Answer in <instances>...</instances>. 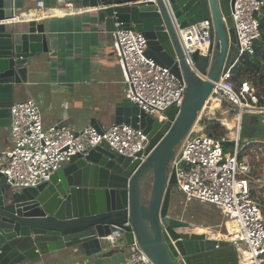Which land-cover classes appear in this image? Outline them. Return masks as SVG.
I'll use <instances>...</instances> for the list:
<instances>
[{
    "label": "water",
    "instance_id": "1",
    "mask_svg": "<svg viewBox=\"0 0 264 264\" xmlns=\"http://www.w3.org/2000/svg\"><path fill=\"white\" fill-rule=\"evenodd\" d=\"M235 0H80L96 9L97 20L110 33L133 29L148 42L146 56L187 84L184 104L163 113L164 121L148 116L127 98L117 104L116 125L142 129L149 144L137 159L98 146L66 162L49 182L14 191L0 173V264H30L42 256L81 249L87 257L106 250L111 241L135 242L154 264H239L236 248L196 234V227L169 216L177 180L170 175L178 147L192 131L215 85L238 59L232 18ZM131 4V5H129ZM124 5V6H120ZM0 0V125L11 124L15 88L26 83L27 65L46 52L40 21L25 32L7 28ZM202 20L213 24L214 44L186 59L178 29ZM9 26V25H8ZM201 75L207 76L203 79ZM242 134L249 128L244 116ZM95 121L92 126H98ZM208 134V133H206ZM212 135V134H210ZM218 138L222 134L212 135ZM152 178L149 200H145Z\"/></svg>",
    "mask_w": 264,
    "mask_h": 264
},
{
    "label": "built area",
    "instance_id": "2",
    "mask_svg": "<svg viewBox=\"0 0 264 264\" xmlns=\"http://www.w3.org/2000/svg\"><path fill=\"white\" fill-rule=\"evenodd\" d=\"M164 1L169 3L170 0ZM37 7L41 12L45 7L44 1L39 0ZM66 8L70 10L74 4L69 3ZM263 15L264 0H235L232 18L238 40V59L222 73L207 102L208 105L214 101L211 112L223 110L219 100L229 103V111L235 113L233 129L236 136L218 138L191 131L177 149L169 171L170 175L175 173V188L184 196L217 208L227 225L233 224L234 231H229L228 242L236 248L239 264H264L263 207L253 195L251 166L243 157L244 148L241 146L243 117L250 112L247 106L256 107L254 112L259 114H264L259 111L264 106H259L250 81L243 80L238 87L235 86L233 72L242 58L255 56L256 47L263 37ZM18 21L14 16L8 23ZM113 37L126 98L159 121L165 120L163 113L167 109L181 108L187 84L146 56L148 42L143 34L133 29H117ZM178 37L193 70L196 63L192 54L216 40L210 20L178 29ZM10 132L12 147L0 151V173L14 191L36 188L49 182L73 156L86 155L98 146H107L120 155L137 159L149 144L148 135L131 125H91L81 131L64 125L46 126L39 103L31 97L11 107ZM226 144L234 147L226 152ZM109 243L112 250L119 247V251L126 253L120 264H154L136 242L132 245L124 241L121 245L116 241Z\"/></svg>",
    "mask_w": 264,
    "mask_h": 264
},
{
    "label": "crops",
    "instance_id": "3",
    "mask_svg": "<svg viewBox=\"0 0 264 264\" xmlns=\"http://www.w3.org/2000/svg\"><path fill=\"white\" fill-rule=\"evenodd\" d=\"M38 1L4 0L9 19H19L15 24L7 23L8 30L15 27L25 32L30 21H40L48 45L46 52L27 65V81L15 88L14 104L34 98L46 126L64 125L81 131L93 121L102 126L114 125L117 104L126 98V93L113 33L98 22L96 9L82 8L80 0H43L41 12ZM69 3L74 8L67 10ZM11 147L10 126L0 125V151ZM110 246L108 243L106 250L89 259L81 249L72 248L42 256L30 264H82L85 260L90 264H112L114 258L107 253Z\"/></svg>",
    "mask_w": 264,
    "mask_h": 264
},
{
    "label": "rangeland",
    "instance_id": "4",
    "mask_svg": "<svg viewBox=\"0 0 264 264\" xmlns=\"http://www.w3.org/2000/svg\"><path fill=\"white\" fill-rule=\"evenodd\" d=\"M261 22L264 34V15L261 18ZM261 52L259 63L261 64L262 69H260V71L254 69L247 71L244 66L241 68L242 72L245 74V80L250 81L255 89L258 102L259 91L263 89L260 83L261 78L264 77V59L262 58L264 45L261 48ZM247 58L249 57L244 58L243 61ZM250 60L252 59L250 58L245 61ZM241 79L242 78H239V74L236 71L234 73V83L236 87H238L241 83ZM218 102L221 107H223V110H214L211 112L210 110L213 108L214 101L208 103V105L206 103L207 109L204 113L202 112L206 106L205 105L201 110L192 131L194 130L196 133L204 132L212 135L222 134L224 138H233L234 136H232L231 133H236V131L234 129H230L229 122L231 121L230 118L235 117V113L229 111L231 106L227 102L223 100H219ZM244 116H248L250 118V123L246 134L244 135L241 132V146L244 148L243 157L251 166L253 195L262 204L264 214V114L251 111L244 114ZM235 123L236 120L234 121V124ZM233 147L234 145L230 146L229 149L232 150ZM152 181V178H150L147 185V191L144 197L147 201L149 200ZM169 216L195 226L196 230L200 229V231H197L199 234H205L208 238H210V235L211 237H214V239H218L220 237L219 239L226 240V236L229 238L227 221L217 208L207 204L191 201L177 188H174L172 192ZM111 251L113 252L111 257L114 258L112 264H120L124 260L126 253L119 251V247L114 251L111 249L107 253ZM82 264H90V262L89 260H85L84 262L82 261Z\"/></svg>",
    "mask_w": 264,
    "mask_h": 264
},
{
    "label": "trees",
    "instance_id": "5",
    "mask_svg": "<svg viewBox=\"0 0 264 264\" xmlns=\"http://www.w3.org/2000/svg\"><path fill=\"white\" fill-rule=\"evenodd\" d=\"M263 29V28H262ZM263 32V31H262ZM264 45V34H263V37H262V42H261V44H259L257 47H256V55L253 57V58H251L252 60H250V61H245V60H249L250 58H247V59H245L244 61H243V59L244 58H246V57H244V58H242L240 61H239V63L235 66V68H234V70H233V72L235 73L236 71L238 72V74H239V78H242L241 80L243 81V80H245V74H244V72H242V66H244L245 68H246V70L247 71H251L252 69H254V70H259L260 71V69H262V66H261V64L259 63V58H260V54L262 53L261 52V48H262V46ZM262 58L264 59V53L262 54ZM260 85L263 87V89L261 90V91H259V96H258V98H259V102H258V104H259V106H264V77H262L261 78V83H260ZM223 101H225V100H223ZM226 102V101H225ZM228 103V102H227ZM229 104V103H228ZM256 108V107H255ZM230 146H233V144H226L225 146H224V148H225V151L227 152V151H230ZM114 251V250H113ZM110 254H113V252L111 251V252H109Z\"/></svg>",
    "mask_w": 264,
    "mask_h": 264
},
{
    "label": "bare ground",
    "instance_id": "6",
    "mask_svg": "<svg viewBox=\"0 0 264 264\" xmlns=\"http://www.w3.org/2000/svg\"><path fill=\"white\" fill-rule=\"evenodd\" d=\"M201 77L203 78V79H207V77H205V76H203V75H201ZM247 110L248 111H257V109L255 108V107H252V106H247ZM259 111H262V112H264V108L263 109H259ZM234 121H235V118H231V121L229 122V127H230V129L232 130L233 129V127H234ZM194 131V130H193ZM192 131V132H193ZM231 135L232 136H236V134L234 133V132H232L231 133ZM228 226H229V231H234V227H233V224L230 222V223H228ZM196 230V229H195ZM197 231H200V229H197L196 230V234H198V235H205V234H199ZM206 233V232H205ZM210 238L212 239V240H215V241H220V240H224V239H214V237H211V235H210ZM224 241H228V236H226V240H224Z\"/></svg>",
    "mask_w": 264,
    "mask_h": 264
}]
</instances>
